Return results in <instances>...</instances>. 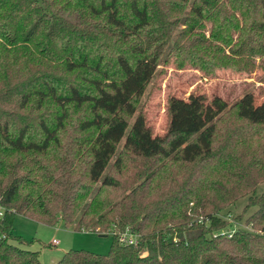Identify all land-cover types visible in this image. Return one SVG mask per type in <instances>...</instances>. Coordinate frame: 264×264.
<instances>
[{"label":"trees","instance_id":"16d2710c","mask_svg":"<svg viewBox=\"0 0 264 264\" xmlns=\"http://www.w3.org/2000/svg\"><path fill=\"white\" fill-rule=\"evenodd\" d=\"M189 1L0 0V264H41L9 243L17 215L139 237L56 264H264V103L170 97L163 136L139 110L162 62L212 72L264 55V0ZM243 8L254 25L237 26ZM245 197L255 210L230 231L222 214Z\"/></svg>","mask_w":264,"mask_h":264},{"label":"rangeland","instance_id":"374dc122","mask_svg":"<svg viewBox=\"0 0 264 264\" xmlns=\"http://www.w3.org/2000/svg\"><path fill=\"white\" fill-rule=\"evenodd\" d=\"M229 1L225 4L228 6V10H232ZM189 5L181 16L183 21L188 16ZM233 16L240 28L254 25L259 18L254 10L246 11L245 8L241 11L237 10ZM183 24L178 26L175 34L184 31L186 26ZM212 27L213 23L207 21L204 23L203 34H197L205 35L206 39ZM237 35L238 33H233L234 40ZM195 37L198 36L194 35L192 39ZM251 38L258 39V35L254 32ZM225 52L230 55L228 48L225 49ZM234 58L237 60L235 69L219 65L212 72L202 71L191 65L178 67L171 62H162L139 102V110L144 114L146 123L153 134L163 136L166 133L167 101L170 97L186 100L191 94L202 95L207 101L220 98L228 104V107H231L244 94L250 92L254 95L256 105L264 103V55L245 53V55L234 56ZM133 119H131V123ZM236 123L233 114L223 119L220 124L221 128L224 127L220 136L222 140L226 138L227 128ZM122 144L123 141L118 145V149L122 148ZM113 160L114 158L111 160L110 166ZM255 193L256 195L264 193V181L257 186ZM247 198L240 199L235 208L222 214V217H225L232 225L229 228L230 231L237 228L233 224L234 217H242L243 222H239V226L246 227L244 219L254 212V208L244 211ZM225 231L227 230L225 229ZM12 233L17 239L13 238L9 240V243L23 250L38 252L41 264H56L63 254L70 250L105 255L113 241L110 232L109 235L100 237L91 232H75L73 226H63L61 221L53 226H46L20 215H17L13 221ZM53 240L58 244H53V246Z\"/></svg>","mask_w":264,"mask_h":264},{"label":"built area","instance_id":"2783aa9c","mask_svg":"<svg viewBox=\"0 0 264 264\" xmlns=\"http://www.w3.org/2000/svg\"><path fill=\"white\" fill-rule=\"evenodd\" d=\"M5 213L4 207L0 205V220L3 218V215ZM110 234L112 236H117L118 242L121 245L125 246H132V247H137L139 244V237L137 234L133 233L132 231H129L128 229L122 233L115 232V231H110ZM230 237V235H229ZM0 238L4 239V235H0ZM57 241H53V244H57Z\"/></svg>","mask_w":264,"mask_h":264},{"label":"water","instance_id":"95a60500","mask_svg":"<svg viewBox=\"0 0 264 264\" xmlns=\"http://www.w3.org/2000/svg\"><path fill=\"white\" fill-rule=\"evenodd\" d=\"M100 237H105L106 235H99Z\"/></svg>","mask_w":264,"mask_h":264},{"label":"crops","instance_id":"0c3cea01","mask_svg":"<svg viewBox=\"0 0 264 264\" xmlns=\"http://www.w3.org/2000/svg\"><path fill=\"white\" fill-rule=\"evenodd\" d=\"M53 241H55V240H53ZM53 241H52V245H53ZM58 244V243H57ZM54 246V245H53Z\"/></svg>","mask_w":264,"mask_h":264}]
</instances>
